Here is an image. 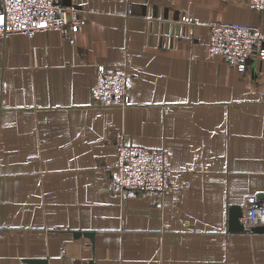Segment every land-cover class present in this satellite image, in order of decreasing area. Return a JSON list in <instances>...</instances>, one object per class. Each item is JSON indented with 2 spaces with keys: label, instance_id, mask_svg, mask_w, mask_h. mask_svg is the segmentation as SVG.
Returning <instances> with one entry per match:
<instances>
[{
  "label": "crops",
  "instance_id": "0c3cea01",
  "mask_svg": "<svg viewBox=\"0 0 264 264\" xmlns=\"http://www.w3.org/2000/svg\"><path fill=\"white\" fill-rule=\"evenodd\" d=\"M62 3L79 29L0 43V264H264V231L229 224L231 208L264 203V63L241 73L208 49L210 22L264 32V13ZM98 66L131 76V106L93 104ZM121 135L166 150L165 193L117 187Z\"/></svg>",
  "mask_w": 264,
  "mask_h": 264
},
{
  "label": "built area",
  "instance_id": "2783aa9c",
  "mask_svg": "<svg viewBox=\"0 0 264 264\" xmlns=\"http://www.w3.org/2000/svg\"><path fill=\"white\" fill-rule=\"evenodd\" d=\"M247 6L264 13V0H246ZM81 26L78 9L62 0H0V43L12 35L32 37L37 33L74 32ZM210 56H220L227 64L245 73L253 58L264 63V32L259 26L210 22ZM97 80L91 90L98 108H126L131 76L120 70L97 67ZM264 97V92L261 93ZM120 190L165 193L171 186V171L165 149H150L128 144L121 135L116 141ZM244 231L264 226V203L248 201L240 219Z\"/></svg>",
  "mask_w": 264,
  "mask_h": 264
},
{
  "label": "water",
  "instance_id": "95a60500",
  "mask_svg": "<svg viewBox=\"0 0 264 264\" xmlns=\"http://www.w3.org/2000/svg\"><path fill=\"white\" fill-rule=\"evenodd\" d=\"M65 4V3H64ZM66 5V4H65ZM243 212L241 207H233L231 208L230 213V228L233 231H243V225L240 223V218L242 217ZM255 231H264V226L255 228Z\"/></svg>",
  "mask_w": 264,
  "mask_h": 264
}]
</instances>
